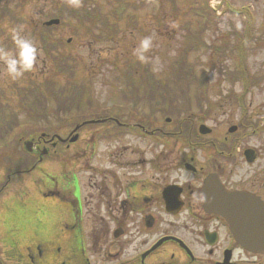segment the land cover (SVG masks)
<instances>
[{
	"label": "rangeland",
	"instance_id": "obj_1",
	"mask_svg": "<svg viewBox=\"0 0 264 264\" xmlns=\"http://www.w3.org/2000/svg\"><path fill=\"white\" fill-rule=\"evenodd\" d=\"M127 1L129 2V9L122 14L119 20H117L119 16L116 18L109 16L112 22L117 20L115 28L118 29V35L115 37L119 38V44L114 45L119 50H113V45L110 42H99L102 40L101 31L107 32L106 29L109 28L103 26L102 23L99 24V21L94 22L93 18L86 19L70 11L66 13V19L62 25L50 31L39 28L37 36L33 37L31 31L25 26L11 23L15 15L11 14L4 3L13 8H18L17 0L11 2L0 0V27L4 28L7 38L12 39L14 30L20 31L22 35L29 37L34 42L39 53L38 63L34 70L17 79L5 76L2 71L3 65L0 64V100L2 101L0 114L1 117L4 116L2 117L3 121H6L4 126H2L3 121L0 122V144L1 149L4 150L0 151V182L2 181L4 184L8 181L4 177L7 172L12 173L20 170L13 176L15 179L10 178L4 187L5 190L3 187L0 188V219L2 222L5 220L14 225L17 216L23 213L27 207L24 200L31 199L30 194L34 187L27 189L23 186L28 185L29 187V183H34L36 189L39 182L32 177L30 181H26L29 176L34 174L41 178L45 176L42 179L48 185L47 174L41 175L40 168L35 169V171L30 169L28 174L25 173V170H29L26 169L29 166V161L25 157L26 153L21 149L22 145L18 144L19 129L13 127L17 123L15 121L24 125L31 123L29 120L37 121L35 123L39 126L49 123L55 124V119L58 120V117L65 116L63 109L67 106L65 103L69 101L66 100L68 97H63V99L59 97L58 92H60L59 95L62 93L63 96L69 94L72 96L73 86H77L74 83L80 85L77 86L80 88H77L76 92L80 94L82 89L85 94L84 98L89 97L93 103L90 105L92 106L91 110L71 111L72 113H85L84 116L87 117L94 114L93 118H96L110 112L117 113L120 109L125 110V108L120 107L124 105L126 99L122 94L126 88L124 84L126 80V83L131 85L133 92L139 99L135 116L141 117L144 122L149 121L150 123L154 120L156 126L164 125V113L162 110L150 115L149 89L145 76H151L152 80L160 85V90L169 92L171 98L175 99L173 100L174 103L178 102L179 99H187L191 110L195 108L192 92L197 94V89L199 94L196 96L200 103L206 105L208 98L216 99L217 102H212V104L220 103V105L215 108V121L212 118L207 121L205 120L207 117H195L193 113L190 116L172 115V119L179 117L182 122L186 121L184 124L187 122L192 124L197 120L209 126L221 122H227L225 124L227 126L228 121L239 124L241 120L238 107L233 103L232 106L229 105L228 101L231 99L229 90L243 92L241 85L236 81L237 79L228 82L227 76H223L229 71L236 77L233 71L236 67L234 61L238 56L236 47L243 45L242 59L243 66L247 70V76H253L255 80L256 77L259 78L258 83L253 86L261 87L260 85H264V0H221V3L217 4L219 13L213 10L212 5L214 3L212 0H162L160 3L149 0ZM116 5L117 1L115 0H79L78 7L96 11L100 9V12L104 13L108 10L111 11ZM41 7L44 9L41 15L44 16L46 13L53 15L56 11L62 10L63 7L69 8L70 6L67 0H28V3H24L20 11L30 15L33 12L39 13ZM73 8L76 9V7H70V9ZM198 10L210 12L213 10L215 15L213 12L211 14L208 12L209 17H205L198 14ZM4 11L7 18H3ZM44 18L46 17L40 19L37 16L36 20L41 21ZM142 32L145 35H142ZM1 34L4 33L0 30ZM42 35L48 36V39L60 41L57 43L58 46L54 48H45L50 50L49 55L45 54L44 45L40 44ZM145 37L152 39L151 48L144 54L147 57V62L140 60L136 53L139 41ZM4 39L3 36L2 40ZM67 40L69 42H66ZM199 41H202L203 45H198ZM125 45L127 47L124 48ZM138 63H141L142 67L139 68ZM114 64L120 65L122 70H129L125 71L127 76L123 72L125 78L121 77ZM45 77H48L49 81L46 82ZM48 82H51L53 87ZM16 86L22 88L21 93L24 95L22 100L19 99V96L14 97ZM213 90L216 91L213 93ZM1 91H6V94L11 95L9 103L17 107H12L7 101H4ZM254 92L259 99H262L261 93L258 95L257 91ZM35 98L37 99L34 100V103L32 100ZM52 98H56V100ZM24 102L30 104V112L24 109ZM5 103H7V109ZM161 106L167 112L172 107L179 105L167 102L165 107L162 104ZM42 108L46 109V113L42 112ZM2 110L5 111V114ZM66 116L68 117L67 121L76 120L72 114H66ZM122 117L126 120V114H122ZM82 120L84 119L79 121ZM102 124L103 122L82 128L79 131V137L84 140L73 144L71 152L80 153L81 149L87 150L91 144L96 142V151L102 150L108 153V160L103 163L101 155H96L95 160L106 167H108L110 156L114 152L110 149L120 144L129 145L127 149H118V151L126 154H129L133 147L147 145L152 154L145 152V157L156 155L164 147L167 148L165 155H174L171 150L174 147L177 148L178 155H193L187 144L175 145L174 142H169L166 145L158 146L149 143L150 140L141 141L126 135L102 139L100 137L104 131V128L100 129ZM174 126L175 124L172 122L166 124L167 130ZM104 127L107 128L105 125ZM40 128L50 129L45 126H40ZM26 130L32 135L31 129L26 127ZM83 143H85L84 146H81ZM199 148H203V143L199 144ZM57 152L60 150L58 149ZM5 153L6 155H4ZM196 154L201 155L199 151H196ZM48 158L42 164L45 168L52 163L48 161ZM92 164L96 163L92 162ZM21 189H24L27 195H18ZM12 196L14 200L11 198ZM3 200L9 202L4 207H2ZM94 212H98V209L93 208L92 213ZM103 226L100 224L99 227Z\"/></svg>",
	"mask_w": 264,
	"mask_h": 264
},
{
	"label": "flooded vegetation",
	"instance_id": "obj_2",
	"mask_svg": "<svg viewBox=\"0 0 264 264\" xmlns=\"http://www.w3.org/2000/svg\"><path fill=\"white\" fill-rule=\"evenodd\" d=\"M248 78L241 108L236 92L229 90V105L240 111L239 124H205L201 130L203 122H192L193 155H178L176 147L174 155H165L164 147L145 157L115 147L108 167L96 161L94 168H85L89 161L84 150L75 154L69 150V139L63 142L65 164L70 155H79L80 165L62 167L60 178L45 193L37 186L27 201L36 207L29 205L5 233L3 264H264V251L241 247L227 221L208 210L202 190L210 178L264 200V85L253 86L259 78ZM193 95V115L215 121L220 103L208 98L205 105ZM65 124L69 127L71 121ZM160 132L166 145L167 131ZM69 134L66 130L62 137ZM187 138L182 135L175 141L183 145ZM35 149L41 155L47 144ZM52 177L55 180V174ZM40 195L52 201L45 206ZM93 208L98 212L92 213Z\"/></svg>",
	"mask_w": 264,
	"mask_h": 264
},
{
	"label": "clouds",
	"instance_id": "obj_3",
	"mask_svg": "<svg viewBox=\"0 0 264 264\" xmlns=\"http://www.w3.org/2000/svg\"><path fill=\"white\" fill-rule=\"evenodd\" d=\"M70 7H78L79 0H67ZM14 50L0 47V64L3 65V74L11 79L22 77L25 73L32 72L38 63V50L34 42L20 31L12 35ZM152 46L151 37H145L139 41L136 49L138 58L147 62L144 55ZM241 259H243L241 257Z\"/></svg>",
	"mask_w": 264,
	"mask_h": 264
},
{
	"label": "water",
	"instance_id": "obj_4",
	"mask_svg": "<svg viewBox=\"0 0 264 264\" xmlns=\"http://www.w3.org/2000/svg\"><path fill=\"white\" fill-rule=\"evenodd\" d=\"M245 198L246 197L244 195H242L241 193L228 191L225 194L224 203H221V205L227 209L228 214H239L243 211V209L241 208L240 202H242ZM246 201H250L254 205H256L255 201H253L249 196L246 198ZM256 206H258L257 212H259L262 215V217L264 218V206L263 207L260 205H256ZM255 226H256V228H258V227L264 228V221L257 223ZM234 231L236 232L237 235H239L241 233L240 225H239V222L237 219L234 222ZM242 238H243V236H242Z\"/></svg>",
	"mask_w": 264,
	"mask_h": 264
},
{
	"label": "bare ground",
	"instance_id": "obj_5",
	"mask_svg": "<svg viewBox=\"0 0 264 264\" xmlns=\"http://www.w3.org/2000/svg\"><path fill=\"white\" fill-rule=\"evenodd\" d=\"M207 152H208V150H207ZM207 152H206V153H207Z\"/></svg>",
	"mask_w": 264,
	"mask_h": 264
}]
</instances>
